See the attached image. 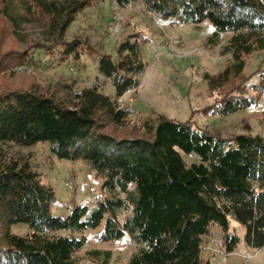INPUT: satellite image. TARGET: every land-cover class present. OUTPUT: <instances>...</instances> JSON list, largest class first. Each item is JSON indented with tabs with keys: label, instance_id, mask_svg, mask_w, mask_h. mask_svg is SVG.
<instances>
[{
	"label": "trees",
	"instance_id": "1",
	"mask_svg": "<svg viewBox=\"0 0 264 264\" xmlns=\"http://www.w3.org/2000/svg\"><path fill=\"white\" fill-rule=\"evenodd\" d=\"M142 2L148 12L173 25L209 20L214 30L205 44L221 45L231 55L224 70L205 73L213 90L237 86L204 113L231 115L261 104L264 71L248 95L247 57L264 51V0H114L127 8ZM90 0H2L0 15L22 37L35 14L58 28L55 48L61 61L80 57L79 40L64 34ZM60 16L59 20L55 17ZM224 33L230 37L222 43ZM140 34L120 42L116 54L102 53L99 74L111 79L116 93L106 94L97 82L80 91L67 86V97L34 90L0 91V264H110L113 252L87 250V238L77 233L96 229L102 241L130 239L136 250L129 264H212L201 253L204 238L218 228L224 252L241 242L231 231L230 217L245 227V244L264 248V136L213 135L162 114H142L123 107L121 99L141 85L145 70ZM35 51L22 52L20 64L36 61ZM9 60V57H8ZM248 84V85H247ZM130 130L119 136L117 130ZM113 130L114 132H112ZM50 142L61 159L84 161L103 179L97 205L76 206L66 217L55 216L54 188L46 184L29 156L5 153L4 146L33 147ZM183 153L195 155L189 163ZM25 224L19 235L13 226Z\"/></svg>",
	"mask_w": 264,
	"mask_h": 264
},
{
	"label": "rangeland",
	"instance_id": "2",
	"mask_svg": "<svg viewBox=\"0 0 264 264\" xmlns=\"http://www.w3.org/2000/svg\"><path fill=\"white\" fill-rule=\"evenodd\" d=\"M2 0H0L1 3ZM62 2L64 0H49ZM88 1V0H87ZM91 3L77 14L64 38L76 39L82 44L80 57H70L61 61L56 57V45L60 37L58 28L48 23L42 16L35 14L31 23H27L22 37H15L13 27L0 15V91L34 90L57 98L67 97V86L73 91L97 82L103 91L114 96L115 86L111 79L99 74V57L102 53L115 55L122 40L132 34H140L145 42L142 45L145 70L140 74L141 85L137 90L127 93L122 99L125 108L142 114L159 113L165 117L190 122L195 128L213 135L232 138L239 134L264 136V95L259 106H252L231 115L204 113L229 88L213 90L209 87L204 74H216L224 70L231 55H221V45L212 48L205 44L206 38L214 30L209 20L201 23L173 25L171 20L163 19L146 10L142 2L127 8L115 5L114 0H90ZM59 20L60 16L55 17ZM230 37L224 33L222 43ZM36 61L20 64L15 59L26 51H35ZM9 57V60H8ZM248 95L255 91L251 85L257 83L264 71V51L256 52L246 59ZM114 132L113 130H111ZM133 132L117 130V135L125 136ZM50 142H40L33 147L7 144V155L21 154L29 156L34 168L50 184L57 195L52 206L55 216L66 217L76 206L88 205L93 208L101 195L103 179L89 170L86 162L58 158L50 149ZM187 162L196 160L195 155L183 153ZM231 231L241 238L237 249L226 254L218 228L211 236L204 238L201 257L211 260L212 264H264V248L255 250L244 242L245 227L230 217ZM104 223L76 237L86 236L87 242L79 253L83 258L90 249H107L113 252L110 264H129L136 244L130 239L124 241H102L99 235ZM15 233L25 236L30 230L25 224L13 226ZM81 264H93L82 259Z\"/></svg>",
	"mask_w": 264,
	"mask_h": 264
},
{
	"label": "built area",
	"instance_id": "3",
	"mask_svg": "<svg viewBox=\"0 0 264 264\" xmlns=\"http://www.w3.org/2000/svg\"><path fill=\"white\" fill-rule=\"evenodd\" d=\"M203 249H207L206 247H203Z\"/></svg>",
	"mask_w": 264,
	"mask_h": 264
}]
</instances>
